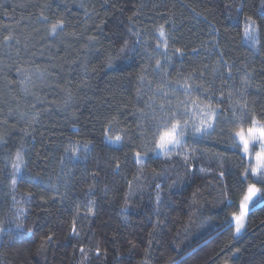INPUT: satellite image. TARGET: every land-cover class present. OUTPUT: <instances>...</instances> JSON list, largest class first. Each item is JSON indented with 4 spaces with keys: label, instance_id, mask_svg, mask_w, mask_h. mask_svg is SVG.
Returning a JSON list of instances; mask_svg holds the SVG:
<instances>
[{
    "label": "trees",
    "instance_id": "obj_1",
    "mask_svg": "<svg viewBox=\"0 0 264 264\" xmlns=\"http://www.w3.org/2000/svg\"><path fill=\"white\" fill-rule=\"evenodd\" d=\"M239 132L264 0H0V264H264Z\"/></svg>",
    "mask_w": 264,
    "mask_h": 264
},
{
    "label": "rangeland",
    "instance_id": "obj_2",
    "mask_svg": "<svg viewBox=\"0 0 264 264\" xmlns=\"http://www.w3.org/2000/svg\"><path fill=\"white\" fill-rule=\"evenodd\" d=\"M237 142L240 146L241 151L244 153L246 158H248V162L254 163V170L253 174L256 176L261 171L264 172V149L260 150V154L256 155V157H252V154H255L252 148V143L254 141H259L260 137L256 135L255 133H249V132H239L237 134ZM251 155V161L249 160V156ZM255 193V190L248 189L247 194L245 196V199L242 202L241 205V213L235 220V227H234V235H240L245 230V221H246V214H247V207L252 199L253 195Z\"/></svg>",
    "mask_w": 264,
    "mask_h": 264
}]
</instances>
